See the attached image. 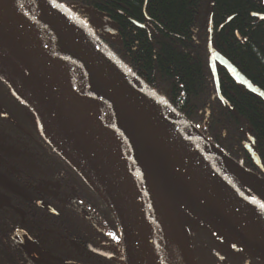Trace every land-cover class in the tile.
Wrapping results in <instances>:
<instances>
[{"label": "water", "instance_id": "water-1", "mask_svg": "<svg viewBox=\"0 0 264 264\" xmlns=\"http://www.w3.org/2000/svg\"><path fill=\"white\" fill-rule=\"evenodd\" d=\"M0 27L18 52L48 82L52 101L77 141L92 182L74 167L111 214L120 234L124 264H153L147 187L153 197L163 242L175 264L182 255L185 264H193L182 209L220 229L264 260V225L216 184L200 165L208 163L225 171L241 189L248 190L246 192L263 205L264 180L253 176L214 147L57 0H0ZM212 32L210 21L208 63L219 100L222 102L223 98L216 64L264 102V92L213 49ZM0 78L13 92V87ZM21 102L40 120L41 115L35 107ZM0 114L4 116L1 107ZM133 114L144 123L173 185L189 208L176 206L158 192L137 145ZM249 141L244 147L262 170L261 161L252 149L253 141ZM0 184L10 187L1 177ZM44 206L56 214L51 207ZM173 219V233L179 243L172 246L169 244V223ZM12 240L24 252L59 261L39 250L24 231L16 232Z\"/></svg>", "mask_w": 264, "mask_h": 264}, {"label": "trees", "instance_id": "trees-1", "mask_svg": "<svg viewBox=\"0 0 264 264\" xmlns=\"http://www.w3.org/2000/svg\"><path fill=\"white\" fill-rule=\"evenodd\" d=\"M57 1L214 147L264 180V172L252 165L241 145L246 134L254 138V151L264 168V102L236 85L217 66L221 102L207 50L211 21L213 49L264 92L263 0ZM94 17L107 18L116 35L106 37L95 31L91 24ZM0 97L6 103L14 97L1 78ZM22 105L31 113L32 142L44 144L47 150L43 156V150L33 147L31 157L37 164L47 162L49 195L44 201L59 210L55 222L63 226L56 228L58 238L65 243L76 239L79 264H123L120 234L105 204L74 165L41 135L38 137L39 118ZM76 231L77 238L72 236ZM0 264L34 263L12 242L0 238Z\"/></svg>", "mask_w": 264, "mask_h": 264}, {"label": "flooded vegetation", "instance_id": "flooded-vegetation-1", "mask_svg": "<svg viewBox=\"0 0 264 264\" xmlns=\"http://www.w3.org/2000/svg\"><path fill=\"white\" fill-rule=\"evenodd\" d=\"M217 66L223 68L230 77L226 69L219 64H216V72ZM237 69L239 70V68ZM239 71L252 83V80L245 73ZM231 80L233 79L231 78ZM233 82L244 88L234 80ZM22 104L15 96L9 103L4 102L0 97V107L4 112V116L0 114V120L4 121H0V177L10 186L5 187L0 184V238L14 244L13 235L16 232L24 231L39 250L59 260L42 259L22 250L24 255L34 264H79L76 239L65 243L58 238L60 232L56 228L63 226L62 223L55 222L59 210L44 201L49 195L47 162L37 164L31 155L33 147H39L43 150L45 153L43 156L47 155V150L44 144L32 142L31 113ZM12 107L17 110L11 111ZM39 135L38 131V137ZM249 139L253 141L252 149L254 151L255 140L249 134H246V139L241 144L242 149L249 156L252 165L257 170L264 172V168L262 167L261 170L256 166L244 147V143H250ZM253 176L257 177L256 174ZM33 198L35 199L34 203ZM45 204L51 207L56 214L49 212L44 206ZM4 207L6 208L3 209ZM166 212L169 213V211ZM182 218L193 264H264L263 259L253 254L239 241L229 238L220 229L215 228L199 216L182 209ZM169 225L171 230L169 244L177 245L179 243L177 235L173 233L174 219ZM67 226H71V224ZM74 226L76 227V225ZM78 235V231L72 233L73 237L77 238ZM93 236L94 233L91 237ZM178 250L181 252L180 247ZM179 258L178 264H185L183 255ZM93 263L91 262V264Z\"/></svg>", "mask_w": 264, "mask_h": 264}, {"label": "bare ground", "instance_id": "bare-ground-1", "mask_svg": "<svg viewBox=\"0 0 264 264\" xmlns=\"http://www.w3.org/2000/svg\"><path fill=\"white\" fill-rule=\"evenodd\" d=\"M0 76L13 87V92L17 98L37 109L41 115L39 129L42 136L58 153L67 158L92 182L81 159L77 141L52 101L48 82L18 52V49L1 27ZM132 120L137 145L156 182L158 192L176 206L189 208L173 185L159 150L144 123L136 114H133ZM200 166L216 184L264 225L263 204L241 189L225 171L208 163H202ZM147 191L150 208L153 264H172L161 236L158 216L153 206V197L149 187H147Z\"/></svg>", "mask_w": 264, "mask_h": 264}, {"label": "rangeland", "instance_id": "rangeland-1", "mask_svg": "<svg viewBox=\"0 0 264 264\" xmlns=\"http://www.w3.org/2000/svg\"><path fill=\"white\" fill-rule=\"evenodd\" d=\"M91 24H92V28L95 31H98V32L102 33L106 37H114L116 35L115 29L112 27V25L110 24V22H109V20L107 18L97 19V18L94 17L92 19ZM37 121H38V123L40 122L39 119H37ZM121 248H122V245H121ZM168 254H170V253H168ZM122 255H123V253H122ZM169 257H170V255H169ZM170 259L172 260V264H175L173 258L170 257ZM123 264H124V259H123Z\"/></svg>", "mask_w": 264, "mask_h": 264}]
</instances>
